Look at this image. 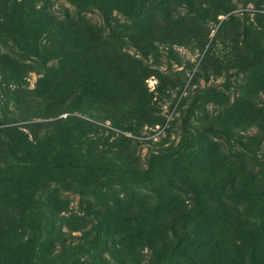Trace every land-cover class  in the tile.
Instances as JSON below:
<instances>
[{"label": "rangeland", "instance_id": "374dc122", "mask_svg": "<svg viewBox=\"0 0 264 264\" xmlns=\"http://www.w3.org/2000/svg\"><path fill=\"white\" fill-rule=\"evenodd\" d=\"M160 1L135 0L133 14L112 10V20L118 30L122 28V40L115 42L107 39L103 10L90 7L81 11L64 0H52L51 13L57 19L63 18L65 9L74 17L78 13L95 25L104 39L116 43L117 50L138 60L149 72L139 82L127 71H100L101 76L108 73L117 78L121 87L112 79L105 87L101 81V90L96 92L75 86L72 92L53 95L56 99L44 114L36 111L33 103L19 110L0 76V130L14 128L46 147L26 155L0 131V222L16 215V192L23 193L31 183L37 196L57 187L59 200L67 204L61 215L84 218L76 231L62 227L58 242L85 243L84 254L78 256L85 259L95 248L108 264H173L172 249L182 235L221 232L237 237L247 234V228L264 227V157L252 146L264 141V0H214L211 9L205 5L195 14L185 5L186 0H168L170 16L178 14L183 18L179 24L194 31L184 42L174 40L180 29L172 30L168 40H151L152 48L143 58L145 53L125 36L139 31L147 20H158ZM40 38L44 43V36ZM8 50L17 52L0 37V52ZM251 50L257 55L250 54ZM57 60L56 54L52 58L25 55L21 62L31 68L23 87L33 89L47 70L56 68ZM241 144H247L250 152ZM68 153L72 167H79V159L88 154L96 160L91 167L98 170L74 181L61 174L44 179L42 174L20 173V167L28 164L27 157L37 159L32 160L34 165H62ZM219 159H224L225 166L241 165L252 172L260 169L262 176L251 184L243 178L234 180L228 169H217ZM131 194L137 195L134 200L138 202L159 206L153 214L160 227L153 229L154 253L143 244L137 247V260L120 262L115 258L117 239L104 226L105 205L112 206L115 199H130ZM56 227L41 228L38 243L43 242L45 249L54 246ZM161 234L165 239L159 238ZM53 248L58 251L56 244ZM191 249L187 247L184 253H192ZM239 255L240 259L233 258L228 264H247L244 251ZM196 256V264L226 262L206 248ZM34 261L62 264L64 259L53 253Z\"/></svg>", "mask_w": 264, "mask_h": 264}, {"label": "trees", "instance_id": "16d2710c", "mask_svg": "<svg viewBox=\"0 0 264 264\" xmlns=\"http://www.w3.org/2000/svg\"><path fill=\"white\" fill-rule=\"evenodd\" d=\"M64 1L72 8L81 11L90 7L103 10L102 23L108 29L107 39L115 42L122 40V28L118 30V26L114 23L116 21L112 20V10L120 11L126 15L129 12L133 14L135 9V0ZM202 1L204 0H186L185 5L190 7L194 14L197 10L202 11L205 5H208V9L213 7L214 0H207L204 3ZM215 2L218 3L219 0H215ZM222 2L224 4V1ZM157 6L161 8V16L158 20H147L143 22L139 31L125 36L140 53H145V55L141 53L143 58L149 54L152 48L151 40H168L172 30L180 29V32L174 35V40L184 42L194 31L191 27L179 24L183 18L178 17V14L175 18L173 15L170 16L168 0H161ZM51 10L52 0H0V37L9 41L17 50V52L10 50L8 53L0 52V76L3 79L4 90L12 95V100L19 110L24 104L27 106L28 103H33L37 106L35 110L44 114L56 99L52 97L53 95L58 96L60 92H72L71 89L75 86H80L84 91L94 90L96 92L101 90L99 85L101 81L103 82L102 86L105 87V82L112 79L114 84L121 87L117 78L111 77L108 73L101 76L99 75L100 71L114 70L116 74H125L127 71L129 77L135 78L139 82L145 79L149 72L148 69L142 67L138 60L117 50L116 43L113 44L112 41L104 39L95 25L80 17L78 13L75 14V17L71 16L66 9L63 18L57 19ZM41 35L45 38L44 43H40ZM44 45L46 46L43 47ZM250 52V54L257 55L255 50ZM53 54L58 56L56 68L51 71L47 70L48 73L46 72L47 74L37 81L33 89H25L23 87L24 77L31 67L21 62L24 56L52 58ZM93 74L94 79L92 80L90 77ZM23 93L24 95L31 94V97L24 96ZM107 102L108 100H104V103ZM129 126L134 130L132 125ZM0 131L13 143V146H16L17 149L22 148L26 155H30L33 151L40 152L46 148L41 141L31 142L22 132L15 131L14 128ZM241 146L244 150L249 151L247 144H241ZM252 146L256 153L263 158L264 141L260 142L259 140ZM67 157L68 159L62 165L56 162L34 165L32 160L36 161L37 159L27 157L28 164L20 167V173L32 176L42 174L44 179L54 174H61L65 179L74 181L78 177L93 175L98 170L91 167L92 162L96 160L88 154L79 159L81 163L79 167H72L69 164L71 161L69 153ZM223 161L224 159H219L216 164L217 169H228L234 180L237 177L238 179L243 178L251 184L257 181V176H262L260 169L256 172L254 169L252 172L241 165L230 163L225 166ZM35 192L33 183L23 193L16 192L14 194L18 204L16 205V215L6 217L0 222V264H37L34 261L35 257L42 260L53 253H58L64 259L62 264H108L103 255L93 248L94 246L91 255L82 259V256H78V254H84L85 243L65 245L63 242H58L62 235V227L67 228L69 232L76 231L84 222V218L74 219L61 215L66 210L67 204L65 201L59 200L57 187L46 189L42 193L45 196L43 201L40 199L42 195L37 196ZM136 196L131 194L127 197L130 199H115L112 206L105 205L104 226L117 239L115 258L120 262L137 260L139 258L137 247L140 245L144 244L143 246L153 250V238H156L153 229L160 227L159 218L153 214L154 211H158L159 206L146 200L138 202L134 200ZM160 204L162 206L163 201ZM246 223L250 222L246 221ZM54 224L57 226L52 238L54 246L49 245L45 249L43 242L38 243L41 228L44 226L50 230ZM220 224L223 227V224ZM263 228L261 225L257 228L261 230L252 231L247 228V234L237 235V237H230V235L227 236L221 232L214 233V236L207 233L206 235H197L198 237L182 235L174 243L172 250L175 258L172 262L181 264L180 260H183L187 264H196L194 257L198 260L196 255L199 250L206 248L213 254L215 253V257L218 255L220 259L225 260V264L231 260L234 261L233 258L240 259L239 252L242 251H244L245 257L243 256V258L245 261L247 260V264H264ZM159 238L165 239L162 234ZM55 244L57 252L53 248ZM187 247L189 249L192 247V253H184ZM234 254L236 257H233ZM215 257H212L213 262H217Z\"/></svg>", "mask_w": 264, "mask_h": 264}]
</instances>
